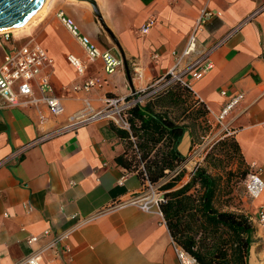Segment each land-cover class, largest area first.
<instances>
[{"label": "crops", "instance_id": "0c3cea01", "mask_svg": "<svg viewBox=\"0 0 264 264\" xmlns=\"http://www.w3.org/2000/svg\"><path fill=\"white\" fill-rule=\"evenodd\" d=\"M93 2L113 39L87 0H45L37 10L46 6L34 22V36L27 29L33 23L13 33L12 44L34 39L52 59L46 72L63 111L53 115L43 102L0 107V264H25L32 249L41 252L43 264H178L162 214L132 204L112 206L144 186L138 171L117 160L126 150V138L118 130L129 127L103 121L75 130L57 129L85 101L98 110L107 97H127L156 85V79L173 67L204 7L216 14L197 30L195 49L181 58L178 70L206 56L211 62L200 78L190 72L183 76L209 110L208 121L227 101L221 91L244 93L231 124L232 137L246 167L254 163L264 180V0ZM59 12L73 19L100 49H109L121 60L114 73L106 74L101 59H88ZM148 20L153 24L142 34ZM68 54L81 60L83 75L70 65ZM2 56L0 49V60ZM88 77L102 82L88 92L76 90ZM34 95L40 96L37 89ZM146 96H140L142 104ZM178 115L180 124L187 123ZM215 135L220 137L219 128ZM209 137L194 143L196 133L186 129L177 146L184 156L180 168L188 157L196 166L204 164L206 151L201 149ZM190 173H184L179 185ZM260 205L264 189L255 200L243 195L239 210L253 217ZM254 226L248 264H264V227L255 222ZM59 234H67L66 239L55 249L46 248ZM34 235L40 239L27 244Z\"/></svg>", "mask_w": 264, "mask_h": 264}, {"label": "trees", "instance_id": "16d2710c", "mask_svg": "<svg viewBox=\"0 0 264 264\" xmlns=\"http://www.w3.org/2000/svg\"><path fill=\"white\" fill-rule=\"evenodd\" d=\"M159 78L156 85L135 94L147 96L143 104L136 102L127 111L130 132L118 130L126 138V150L117 160L138 171L143 183L158 186L165 198L160 210L172 239L198 264H248L256 229L249 215L239 210L245 186L242 195L236 186L247 172L232 168L233 162L246 167L237 143L232 136L216 140L204 164L179 185L186 171L180 168L184 156L177 146L187 128L195 134L208 121L207 108L188 84H164L169 73ZM178 113L187 123L178 122Z\"/></svg>", "mask_w": 264, "mask_h": 264}, {"label": "built area", "instance_id": "2783aa9c", "mask_svg": "<svg viewBox=\"0 0 264 264\" xmlns=\"http://www.w3.org/2000/svg\"><path fill=\"white\" fill-rule=\"evenodd\" d=\"M215 14V12L207 7L201 9L184 49L177 57L173 67L167 72L170 78L164 84L171 81H179L190 86L189 82L183 78L186 73H192V77L197 79L212 67L211 62L206 56L197 60L183 71L178 70L181 58L189 55L195 49L197 30ZM57 16L69 33L77 39L88 59L94 60L99 58L102 60L106 74L114 73L122 64L121 60L109 49H100L87 35L82 34L73 19L66 17L61 12H59ZM152 24L153 20H148L141 27V33L146 34ZM13 35V31L0 30V49L3 51V56L0 60V107L17 106L26 103L38 104L39 102H43L51 114L57 115L61 113L63 111L62 103L60 99L54 95L49 80V74L46 72L47 68L52 66V59L48 56L43 46L34 39H29L21 45L12 44L14 39ZM9 43L12 45L7 47ZM67 60L78 75H83L84 65L76 55L68 54ZM101 82L102 79L99 77H88L84 80L82 85L76 86L75 89L88 92L91 88L100 85ZM159 87L160 86H158V88ZM35 89L39 92V97H35ZM135 94L136 93H132V97L129 99L127 97L118 96L107 97L105 99V107L98 110L94 109L88 101H85L84 106L70 115L67 123L57 130H75L82 125L103 121L113 122L122 128H128L126 119L127 111L136 102L142 101V97H136ZM221 94L227 96V101L223 104L220 111L213 115V120L208 121L220 129L221 135L219 138L234 135L235 129L231 128V124L234 115L237 113L238 107L244 99L243 92L227 93L223 90ZM208 113L209 110L207 109V114ZM54 133L55 131L45 133L37 140H45ZM244 186L245 197L249 200H255L260 195L262 189H264V180H262L259 169L255 168L254 163L248 167ZM164 202L165 198L162 192L146 180L143 188H141L136 195L127 200L116 202L112 206L119 208L132 204L144 211L162 214L160 205ZM249 217L253 223L255 222L257 225L264 227V205H260L257 208L256 214L253 217ZM66 237L67 234L55 236L46 248L55 249ZM39 239V236L34 235L27 238L26 242L31 245ZM171 247L176 255L178 264H198L194 256L183 249L173 239L171 240ZM24 263L43 264L41 252L32 249L30 254L25 258Z\"/></svg>", "mask_w": 264, "mask_h": 264}, {"label": "water", "instance_id": "95a60500", "mask_svg": "<svg viewBox=\"0 0 264 264\" xmlns=\"http://www.w3.org/2000/svg\"><path fill=\"white\" fill-rule=\"evenodd\" d=\"M44 1L45 0H0V30L22 24L40 8ZM87 1L92 5L103 27L112 37L111 32L106 28L95 8L93 0Z\"/></svg>", "mask_w": 264, "mask_h": 264}, {"label": "rangeland", "instance_id": "374dc122", "mask_svg": "<svg viewBox=\"0 0 264 264\" xmlns=\"http://www.w3.org/2000/svg\"><path fill=\"white\" fill-rule=\"evenodd\" d=\"M34 22L33 24L29 25L28 26V30L30 31V35L33 37L34 36ZM30 28V29H29ZM25 31V30H24ZM27 32V31H25ZM23 32V33H25ZM21 33V34H23ZM217 127L213 124V123H210L208 121H203L202 124L200 125V127H198L196 129V143L199 144V143H202L204 141V137L206 135L209 134V139L206 140V142L204 143L202 149H201V152H207L209 147L216 141L219 139L218 135H215L214 137L212 136L214 133H216L217 131ZM203 131V132H202ZM199 142V143H198ZM206 154V153H205ZM187 161H184L183 163L185 164L186 163V166L184 167V164L182 165V168H184V170L186 171V173L188 172H192L193 169H195L197 166L194 165L192 163V161L189 159V157L186 159ZM203 162V160H202ZM196 166V167H195ZM232 168L233 169H237V168H242L244 170H246V172L248 173V167H243L242 165H237V162H233L232 163ZM246 173V175H247ZM188 176V175H187ZM186 176V177H187ZM188 178V177H187ZM246 178V176H245ZM245 180V179H244ZM244 181L241 183V184H238L236 186V189H237V192H239V194H243V190H244V185H243ZM156 188L158 187L157 185H154Z\"/></svg>", "mask_w": 264, "mask_h": 264}, {"label": "bare ground", "instance_id": "6f19581e", "mask_svg": "<svg viewBox=\"0 0 264 264\" xmlns=\"http://www.w3.org/2000/svg\"><path fill=\"white\" fill-rule=\"evenodd\" d=\"M45 7L42 8L40 11H35L26 21H24L22 24L14 26V27H10L4 30H10L13 31V33L17 34L19 31H21L22 29L27 28V26L33 22L36 21L38 14L43 13L45 11Z\"/></svg>", "mask_w": 264, "mask_h": 264}]
</instances>
